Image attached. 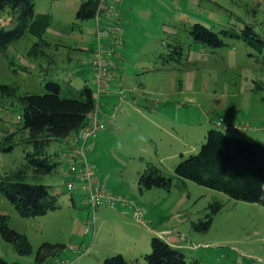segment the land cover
Segmentation results:
<instances>
[{
  "label": "rangeland",
  "instance_id": "1",
  "mask_svg": "<svg viewBox=\"0 0 264 264\" xmlns=\"http://www.w3.org/2000/svg\"><path fill=\"white\" fill-rule=\"evenodd\" d=\"M83 1L35 0L36 13L52 15V23L44 35L51 42L45 48L47 55L29 53L41 40L27 32L0 53V83H17L22 92L42 93L47 80H67L77 87L89 84L97 97L90 65L97 43V24L94 17L77 18ZM122 8L126 28L124 77L132 86H127L130 101L116 111L114 124L107 125L106 131L99 134L97 144L89 143L86 149L97 173L108 177L106 185L114 190L123 187L130 194L147 160L158 162L166 172L173 173L181 156L175 161L160 162L156 160V144L161 156L168 155L169 132L174 127L187 144L186 156L199 151L211 127L264 142L262 54L237 38L228 37L226 46L214 49L194 42L188 33L196 22L215 30L232 25L241 28L249 23L264 36V0H130ZM17 15L10 7L0 9V29L13 28ZM173 40L184 45L186 56L181 62L164 64L159 54ZM122 90L126 92L121 88L120 95ZM219 121L224 125H218ZM182 123L186 124L187 132L191 131L185 137ZM237 123H250L251 127L238 129L234 126ZM20 126L19 106H0V174L26 163L25 153L31 146L21 141V131L13 139V150L1 148L6 144L5 136ZM59 144L54 141L50 149L58 150ZM190 145L198 148L190 150ZM65 177L59 168L28 179L49 185L50 191L59 196V207L44 215L22 217L0 194V212L10 216L11 227L29 236L34 249L30 255H20L11 242L0 236V253L10 264H49L55 256L69 259L71 264H103L104 258L100 257L111 255L108 252L111 246L118 249L113 253H123L131 264L138 259L146 264L145 254L152 251L151 244L138 248L142 254L134 255L130 248H136V239L147 234V226L129 214L122 226L117 227L112 219H107L110 213L99 209L95 212L94 238L95 230L87 231V220L94 211L83 203L79 188L78 203H73ZM153 190L151 197L142 198L139 194L135 198L143 201L142 208L148 203L156 206V223L151 222V227L158 231L168 228L175 233L180 228L184 236L175 235L189 261L197 258L200 264H264V206L231 198L189 179L176 178L170 190ZM214 200L222 201L224 206L207 227L208 206ZM44 242L63 243L65 247L39 262L38 248Z\"/></svg>",
  "mask_w": 264,
  "mask_h": 264
},
{
  "label": "trees",
  "instance_id": "2",
  "mask_svg": "<svg viewBox=\"0 0 264 264\" xmlns=\"http://www.w3.org/2000/svg\"><path fill=\"white\" fill-rule=\"evenodd\" d=\"M99 2L100 0H84L77 10V18L85 20L95 17ZM6 7H10L18 15L13 28L0 29V53L29 32L41 40L31 47L29 53L36 56L47 55L45 48L51 42L44 35L52 23V15L36 13L35 0H0V9ZM188 33L194 42L214 49L226 46L228 37L237 38L264 57V36L253 24L246 23L241 28L232 25L215 30L204 23L196 22L189 27ZM167 48L159 54L164 64L181 62L186 56L184 45L176 40L169 41ZM250 54L259 57L252 52ZM43 88L42 93L22 92L17 83H0V106L18 105L21 124L18 130L5 136L6 144L1 148L6 151L13 150V139L19 131L21 141L31 146L25 153L26 163L23 166L0 174V194L15 206L22 217L44 215L59 207V196L50 191L49 185L28 179L52 173L64 162H68L63 159L62 152L50 149L52 143L61 142L82 129L89 122L97 105L96 93L89 84L77 87L72 81L52 79L47 80ZM176 178L183 181L189 179L222 191L231 198L264 206V142L250 141L221 127H211L199 151L182 155L174 166L173 173H168L158 163L147 160L145 169L140 172L138 185L141 191L153 188L170 190ZM223 206L224 203L220 200L209 203L207 227L212 225L215 215ZM0 236L11 242L20 255L33 253L29 236L11 227L10 216L2 212ZM151 246L152 251L145 254L146 264H200L197 258L189 261L181 248L172 245L160 235H152ZM64 247L63 243L44 242L38 248L36 259L42 262ZM0 264H10L1 253ZM103 264L131 263L123 253L118 252L106 256ZM136 264L144 263L138 259Z\"/></svg>",
  "mask_w": 264,
  "mask_h": 264
},
{
  "label": "built area",
  "instance_id": "3",
  "mask_svg": "<svg viewBox=\"0 0 264 264\" xmlns=\"http://www.w3.org/2000/svg\"><path fill=\"white\" fill-rule=\"evenodd\" d=\"M126 1L100 0L98 4L94 17L97 24V43L90 63L97 85V105L90 115L89 122L83 127V139L81 140L76 132L72 133L65 138L70 147L62 152L63 159L68 161L71 174L66 182L68 190L73 192L79 188L83 194V203L94 211L92 218L87 220V231L95 230V212L102 207L130 213L137 222L150 227V221L145 216V212L137 200L128 194L114 193L108 186L94 178L95 168L87 157L85 147L89 139L106 128L105 122L99 117L101 93L104 91L110 92V85L122 76L123 58L121 49L126 33L122 7ZM125 95L124 90H122L121 96L125 97ZM218 125H224L223 121H219ZM234 126L242 129L251 127V124L237 123ZM78 248L77 246L74 249L77 250ZM87 251H89V248H87ZM71 263V260L57 256L49 264Z\"/></svg>",
  "mask_w": 264,
  "mask_h": 264
},
{
  "label": "crops",
  "instance_id": "4",
  "mask_svg": "<svg viewBox=\"0 0 264 264\" xmlns=\"http://www.w3.org/2000/svg\"><path fill=\"white\" fill-rule=\"evenodd\" d=\"M127 1H130V0H127ZM127 1L124 3L123 6H125V4L127 3ZM124 45H125V36H124V44H123V47L121 49V54H122V58H123V62H122V65H123L122 66L123 67V69H122V77L120 79L116 80L115 82H113L110 85V89H111L110 92L104 91L100 95V111H99V117L105 122L106 126L107 125L114 124L113 119L117 116L116 111L119 108H121L124 103L130 101L129 96L127 95V92H128V89L127 88L128 87L132 88V86H131V83L126 79V77H124V72H125V65H124L125 64V59L123 57ZM121 88H125L126 89V92H125L126 95L123 98H121V95L119 93V90ZM133 101L134 102H137V99H134ZM229 124H230V126H232V123H229ZM182 125L184 126V128H183V133H184L183 136L185 137L186 134L187 135L188 134H191V131L187 132V130H185V125L186 124L185 123H182ZM175 128L176 127H174V130L173 131H170L169 132L170 133V137H171L170 142H169L170 143V149H169L170 150V153L168 155L161 156L160 155V149L158 147V144H156L157 145V151H158L157 152V156L158 157H157L156 160H159L160 162H163L164 160H167V159H171V160L175 161L180 156L186 154L187 150L185 151L184 150V147L187 144L185 143L184 139L181 138L180 132L178 130H176ZM229 129H231V127ZM103 131H106V130L105 129L104 130H101L100 132H98V134L95 137H92L91 139H89L87 141V143L85 145L86 149H87V146L89 145V143L92 146H94L95 144H97L98 139H99V134L101 132H103ZM76 133L79 135V137L82 140L83 137H84V129L82 128L79 131H77ZM182 145H184V146H182ZM69 147H70V144L69 143H66V141L64 139V140H62L60 142L58 151L63 152V150H66ZM196 148H198V145H194V146L193 145H190V150H195ZM163 164H165V168H167V169L169 168V167H167L168 166L167 163H163ZM60 169H61L62 172L65 173V176H66L65 178L68 177L67 179H69L71 177L70 176L71 174L69 172V164H68V162H64L63 165L60 167ZM94 178L96 180H98L99 182L105 184V185H106V181L108 182V180H107L108 177L104 176L101 173H97L96 169H95ZM106 186H108V185H106ZM110 189L114 193L127 194L126 190L123 187H119L117 190H114L112 188H110ZM131 189H132L131 190V193L130 194L128 193V195L132 196L134 199H136L135 197L137 195H139V194L141 195L142 198H145L146 196L147 197H151V193H152V191H154L153 190L154 188L153 189H149V190H145V191H141L139 189L138 179L135 181V184L133 185V187H131ZM76 194H77V189H75L74 193H72V196H71L72 197V200H73V203L75 205H77V203H78V196ZM136 200L140 203V205L143 203V201L140 200V199H136ZM141 206H143V205H141ZM99 209H103V210L107 211L108 213H110L107 219L108 220L109 219L110 220L112 219L116 223L117 227L119 225L122 226V224L124 223L123 222V219H127L128 218L127 215L130 214V213L123 212V211H121L119 209L118 210L117 209H112V208L109 209V208H105V207L99 208ZM143 210H144V212L146 214V217L151 222L156 223V218L157 217L154 218L155 217L154 215H155L156 206L155 205H152L151 203H148L145 206V208L143 207ZM177 214H179V213H177ZM177 214H176V217H178ZM146 229L147 230H145V231H146L147 234H144L143 238L136 239V241H137L136 242V248H134V249L133 248H130V250H131L130 252H133V250H134V255L135 254H140V253L142 254V251L139 250L138 248H148V247H150V244H151V236L154 233H158V235H160L163 238H165L172 245L183 249L182 243L179 241V237L176 236V235H179V236L182 235V236H184L183 233L181 232L180 228L176 229V233H175V231H172V230H170L168 228L167 229H162L160 231H158V229L157 228H154V227H147ZM148 233L150 234L149 236H147ZM96 235H97V224H96V228H95L94 238L96 237ZM164 235H167V236L164 237ZM90 248H91V246H89V249ZM116 250H118V249H116L114 246L113 247L111 246V247H109L108 252H110L109 254H112L113 252H117ZM134 255H132V256H134ZM105 256L104 257H100V258H105ZM100 260H102V259H100Z\"/></svg>",
  "mask_w": 264,
  "mask_h": 264
}]
</instances>
